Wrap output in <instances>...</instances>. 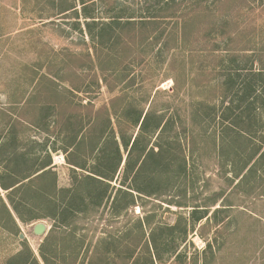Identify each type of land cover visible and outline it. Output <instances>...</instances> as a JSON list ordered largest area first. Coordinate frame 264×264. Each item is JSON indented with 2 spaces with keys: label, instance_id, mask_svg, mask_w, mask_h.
I'll list each match as a JSON object with an SVG mask.
<instances>
[{
  "label": "rangeland",
  "instance_id": "rangeland-1",
  "mask_svg": "<svg viewBox=\"0 0 264 264\" xmlns=\"http://www.w3.org/2000/svg\"><path fill=\"white\" fill-rule=\"evenodd\" d=\"M198 12L204 16L193 21ZM185 16L191 27L183 38ZM236 29L242 31L239 41H250L249 50L227 43ZM168 32L170 39L161 40ZM262 67L264 0H0V175L8 179L4 168L23 173L50 155L57 185L69 187L67 141L85 127L90 113L110 108L111 99L123 95L114 104L118 117L112 116L124 129L116 135L122 161L112 185L123 182L128 156L134 171L139 168L142 145L155 151L160 146L164 157H150L138 174L142 191L135 192V205L118 213L109 203L69 213L82 264L85 245L92 247L108 233L127 237L129 264H264V181L234 186L237 180L227 179L229 164L217 150L221 132L245 127L264 133ZM44 74L51 80L39 84ZM146 112L147 130L158 120L165 130L142 132L128 154ZM123 141L129 142L126 149ZM236 149L242 165L250 149L247 142ZM101 150L106 149L100 148L99 156ZM8 154L11 160L2 161ZM81 162L85 168V152ZM0 193L6 201V191ZM216 208L208 225L217 228L216 239L211 229L200 236L207 220L196 217ZM39 221L47 225L42 235L32 230ZM17 223L14 228L6 220L0 228L1 264L26 247L40 260L50 228L56 238L50 247L62 257L60 216ZM151 234L157 251L149 243ZM209 240L216 250L203 255ZM66 257L70 264L68 252Z\"/></svg>",
  "mask_w": 264,
  "mask_h": 264
},
{
  "label": "trees",
  "instance_id": "trees-1",
  "mask_svg": "<svg viewBox=\"0 0 264 264\" xmlns=\"http://www.w3.org/2000/svg\"><path fill=\"white\" fill-rule=\"evenodd\" d=\"M201 14L203 15L201 12L195 13L191 19L193 21L197 20ZM185 18L188 17H184L180 26V36L183 38L188 35L189 28L191 27V25L188 24V19ZM237 32L242 31L236 29L227 35V43L232 44L233 48L238 51L249 50L251 46L250 41L244 39L239 41L237 39ZM98 35L99 34H97V37ZM161 35H163V32ZM164 36L166 37L161 40L164 41L170 39L169 32ZM251 49L255 51L254 48ZM261 50H263V46L261 47ZM261 70L264 71V67H262ZM259 75H261V72ZM49 80L51 79L44 74L39 76L37 82L40 84L42 81ZM43 90L48 98L54 95L52 89L45 87ZM249 91H251L249 92V95L254 92L252 86L249 87ZM122 98L121 95H115V97L111 99L110 108L104 105L90 113L85 120V127L80 126L67 141L68 149L65 151V159L71 170V185L69 187H59L57 185L56 173L53 166H51L52 161L50 155L48 160L41 161L36 167L28 169L23 173H17L18 171H15L14 169L10 170L8 167L4 168V170L6 169L8 172L9 177H7L8 179H5L0 175V188L6 191V201L16 217L20 221L25 222L40 217H48L55 220L60 216L62 232L65 233L61 237L62 257L58 256L54 249L50 247L51 242L56 239L54 238V235H52V228H50L48 232L49 235L47 234L44 238V241L49 246L39 250L40 260L31 253L28 247H26L25 250H20L10 256L5 264H56L55 258L57 256V258H60L61 264H67V252L70 258V264H82L80 261L82 258L80 257L83 255H81L79 247L76 246V243H74L75 240H73L77 237H75V233L71 232L69 228L71 226L69 213L83 212L84 210L88 211L94 205L100 206L103 203H109L112 211L115 208L114 212L118 213L122 209L135 205L137 202V195L135 192L141 193L142 191V189L136 185L138 174L141 173L142 168L148 164L150 157H164V151L160 146L155 151L153 148L148 149L147 144L142 145V147L139 148V158L136 162V164L140 162L139 168L134 171L132 160L130 161V157L128 156L125 162L123 182L116 187L112 185L111 181L122 161L120 145L116 139V135H122V132H124V129L122 128L123 123L117 119L118 116L116 115L114 104ZM113 115L117 116L115 120L112 117ZM141 116L142 113H140L136 119L132 120V123L137 125ZM148 117V112L142 116L140 123L141 131L134 137L128 154L137 147L142 132L153 133L156 132L159 127L162 126V129L165 127V123L161 125V121L158 120L154 123L151 130H147L145 125L148 121ZM221 123L223 125L224 121L221 120ZM249 124L250 122H248L247 125ZM252 125L253 124H250L249 127ZM226 128L227 126L224 124V131ZM163 130H165V128ZM244 142H247V147L250 149L249 155L246 160L242 162V165H239V157L237 155L239 153L236 149V145L237 143ZM123 145L126 149L129 142L127 143L123 141ZM100 148L106 149L105 151L101 150V156H99V152H97ZM217 150L220 154L221 160L223 159L226 161L224 163L229 164L231 176H228L227 179L230 182L237 180V182L234 183V186L241 187L248 182H251L252 186H255L257 184L256 182L264 181V133L257 134L254 129L245 127L230 132H221L217 143ZM84 152L85 168L84 162H81ZM93 156L95 158H93ZM11 157L13 156L8 154L2 161H10ZM91 158H93V163H90V165L88 162ZM128 180L129 182H127ZM6 201L0 193V228H4L6 220L11 222L13 227L16 228L17 225L15 218L13 217ZM75 204L79 206H76ZM40 208L46 209L48 212L42 215L31 213L32 210H38ZM216 211L217 208L210 214H208L207 211H203L200 216L196 217L197 221L205 217L207 220L199 227L201 228L200 236L204 237L207 230L211 229L212 235L214 239H216V236L219 233L217 228L212 230L211 227H208L211 219L216 216ZM145 221L148 222V218L145 217ZM203 229L207 230L203 232ZM140 235L143 237V231H140ZM125 239H127V237L124 235L108 233L92 247L85 245V264H129V259L133 258V253L127 251L129 245ZM149 243L152 245L153 249L156 251L158 250L156 239L152 234ZM145 248L149 251L148 242L145 243ZM215 250V245L209 240L202 252L203 255H206L207 252L212 255ZM179 257L180 255H175V258ZM155 258L156 260L159 259L156 255ZM205 263L207 262L203 261V264Z\"/></svg>",
  "mask_w": 264,
  "mask_h": 264
},
{
  "label": "water",
  "instance_id": "water-1",
  "mask_svg": "<svg viewBox=\"0 0 264 264\" xmlns=\"http://www.w3.org/2000/svg\"><path fill=\"white\" fill-rule=\"evenodd\" d=\"M33 233L36 235H42L47 230V225L43 221H39L33 225ZM22 237V235H20Z\"/></svg>",
  "mask_w": 264,
  "mask_h": 264
},
{
  "label": "crops",
  "instance_id": "crops-1",
  "mask_svg": "<svg viewBox=\"0 0 264 264\" xmlns=\"http://www.w3.org/2000/svg\"><path fill=\"white\" fill-rule=\"evenodd\" d=\"M13 217L15 218V221H16V225L18 226V223H17V220H19L16 215L14 214ZM20 221V220H19ZM22 222V221H21Z\"/></svg>",
  "mask_w": 264,
  "mask_h": 264
}]
</instances>
